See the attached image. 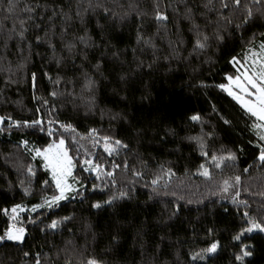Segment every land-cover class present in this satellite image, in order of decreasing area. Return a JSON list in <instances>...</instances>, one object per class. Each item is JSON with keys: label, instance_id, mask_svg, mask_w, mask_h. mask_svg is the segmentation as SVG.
<instances>
[{"label": "trees", "instance_id": "16d2710c", "mask_svg": "<svg viewBox=\"0 0 264 264\" xmlns=\"http://www.w3.org/2000/svg\"><path fill=\"white\" fill-rule=\"evenodd\" d=\"M36 2L37 0H21L20 7L25 3ZM44 2L45 0H39L41 4ZM168 2L170 0H161V6ZM142 7L151 15V0L146 3L142 0ZM6 8L7 0H0V18L7 15ZM168 11L171 15V9ZM137 23L138 20L130 19L120 29L123 35L119 47H129V60L132 58L130 49L135 46ZM6 24L11 27L12 20L9 19ZM155 27L154 24L146 25L150 32L155 31ZM169 27L172 25L169 24ZM26 35L29 40L33 39L31 31ZM249 36L251 32H246L243 39L230 40L226 48L220 51L213 48L207 54L192 58L190 63L174 60L169 64L161 60L152 70L145 68L142 75H137L130 81L127 103L121 102V96L125 95L123 91L119 95L113 92V89L122 87L116 83L118 77L115 72L109 77L112 82L104 81L98 93L100 108H109L113 112L126 111L131 114L133 123L139 127L158 125L157 129L149 131L139 143L130 131L128 134L123 131L127 128L125 122L111 121L108 115L101 119L98 111L95 114L87 112L81 102L78 99L73 102L71 96L53 98L49 95L54 86L43 73L48 72L54 77L56 66L49 62L46 47H33V55L28 58L27 42L21 45L24 48L23 54L17 47L16 40L9 41L7 53L0 44V55H6V59H0V116L6 118L0 124V128L5 129L0 132V235L10 224L25 229L22 242H0V264H35L37 254L41 264H65L66 259H71L72 264H81L82 259L87 256H102L105 251H109V254L104 258L112 264H133V261L138 264L139 229L147 234L144 240L148 241L149 254L153 241H159L162 235L168 237L161 245L165 253L160 257L161 260H174L175 257L168 253L178 248L182 264H188L187 253L198 251L215 239L220 241L221 248L206 264H239L234 261L233 253L238 249L233 246L236 242L231 236L242 223L241 214L244 211L253 215H264V197L253 195L264 191V166L256 159L257 149L248 143L254 139V135L248 131L247 125L251 121L240 105L226 93L215 88L208 89V97L216 103L220 115L232 121L231 126L225 125L216 114L211 113L204 90L196 88L195 85L200 80L208 83L225 82V73L235 74V68L228 60L232 55H242L241 47ZM188 51L183 53L185 57L188 56ZM150 55L149 53L143 59L148 61ZM209 56L212 63H205ZM131 67L134 68L135 65ZM34 72L40 79L39 89L35 92L31 86V74ZM57 87L63 91L65 86ZM67 87L71 90V86ZM75 91H80L79 85ZM149 93V98L141 101V96ZM34 95L47 99L49 104L43 105L39 99L33 98ZM37 108H40L39 113ZM194 110L202 111L207 121L204 130L215 133L213 138L206 140V150L210 154L215 152L217 156L226 154L228 150L236 151L235 161L225 160L221 162V167L217 168L210 157L200 154L194 142L184 139L185 136L195 135L200 131L199 125L190 127L186 120V116ZM8 116L21 121L41 118L45 131L41 132L39 126L13 127L9 131ZM49 119L71 123L79 133L76 135L60 130L75 164L73 175L84 184V187L79 189L84 196L72 194L58 205L33 211L30 209L33 205L43 203L42 196L50 197L55 193V186L42 183L43 180L51 179L43 167L42 159H33L34 152L26 151L23 146L17 147V144L26 139L29 141V149L33 146H46L52 139L47 135ZM52 127L59 128V125L53 123ZM169 127L174 128L177 135H169L161 141L160 137L164 136V130ZM89 128L99 130V136L95 137L97 140L110 132L118 133L126 142H130L131 151L120 150L119 154L113 153L109 156L103 147L93 144L92 140L80 138ZM156 130L160 131V137L153 136ZM73 135H76V140H73ZM240 147H243L242 152L237 151ZM89 151L93 155L92 160L102 164L104 171L114 172L113 177L101 173L97 179L95 172L84 171L83 161L88 158ZM124 159L145 175L135 177L131 168L127 171L123 168H112L113 162L120 164ZM142 160L147 162L146 167L141 163ZM201 163L209 169L210 178L195 173ZM28 165L33 167L35 176L29 177L26 171ZM160 165H163L165 173L157 186L160 195H155L149 185L153 178L161 174ZM169 168L173 173L171 175L166 172ZM245 168L249 169L246 173L243 171ZM236 175L241 176L238 186L240 195L236 199L247 201V208L242 203L232 202L235 189L230 188L227 193L220 191L222 181ZM113 179L116 181L115 186L112 185ZM93 184L99 187L93 189ZM25 188L29 190V194L25 193ZM119 189H131L130 198L117 200L114 205H105L101 209L90 207L96 201L106 200ZM165 192L169 195L165 196ZM173 192L176 196L171 195ZM179 196H183L184 200L177 201L176 197ZM189 199L194 203L187 204ZM170 202H178L182 206L179 216L172 219H168L165 211V205L172 207ZM15 204L22 205L24 210L18 213L16 219H12L11 208ZM5 209L8 210L7 215ZM225 209L228 211L225 212ZM162 215L163 222L160 220ZM65 216H71L72 219L59 224L56 229L48 227L52 220H60ZM210 227L215 229L213 235L206 234L207 228ZM193 228L196 232L195 239ZM249 235L252 239H245V243L253 244L254 250L253 255L246 258L245 264H264V233ZM113 236H117V241H113ZM69 241L72 243L69 244ZM25 253L29 255L25 256Z\"/></svg>", "mask_w": 264, "mask_h": 264}, {"label": "snow or ice", "instance_id": "6c2138e0", "mask_svg": "<svg viewBox=\"0 0 264 264\" xmlns=\"http://www.w3.org/2000/svg\"><path fill=\"white\" fill-rule=\"evenodd\" d=\"M146 3L147 0H144ZM21 0H7V15L0 18V44L7 53L9 41L16 40L17 47L20 48L21 54L24 48L21 46L27 42L28 58L33 55V47L44 46L47 49L48 59L50 63L55 64V76L48 72L43 73L45 77L53 84L54 90L49 93L50 96H71L73 102L79 100L87 112L95 114L99 112L101 119L105 115L109 116L111 121L125 122L127 128L124 129L126 134L137 139V143L149 131L157 129L158 125L151 124L149 127H139L130 119V113L126 111L113 112L109 108H100L98 104V93L101 84L109 81V77L116 73L118 80L116 83L122 85L113 92L119 95L121 91L125 95L121 96V102L128 101V87L130 81L137 75H142L145 68L152 70L154 66L161 60L187 61L191 62L194 57L207 54L215 48L220 51L227 47L230 40L243 39L244 33L251 32V36L244 40L241 47V54L230 56L228 63L235 68V74H224V81L221 83H208L200 80L195 85L198 89L204 90L207 97L206 102L211 109V113L216 114L223 124L231 126L232 121L220 115L216 103L211 97H208V89L215 88L220 92L226 93L231 97L251 121L248 131L254 135L253 140H249L250 145L258 151L256 159L264 166V0H174V2L164 3L161 6V0H151V15L144 7L142 0H45L43 4L39 0L35 4L25 3L20 7ZM19 9V13H17ZM168 9H171V15ZM15 14V15H14ZM12 20L11 27H8L6 21ZM139 23L135 24V46L131 47V60L128 59L129 47H119L122 43L121 27L129 22V20ZM154 24L155 31H148L146 25ZM169 24L172 27H169ZM259 29V31H257ZM32 32L33 39L29 40L26 35ZM239 34V35H238ZM190 46V51H188ZM188 51V56L183 53ZM150 55V59L146 61L144 56ZM39 54V53H37ZM0 59H6V55H0ZM205 63H212L209 56ZM135 65V67H131ZM127 66V67H126ZM119 68V71H117ZM195 71V69H193ZM71 73V75H69ZM11 82V81H9ZM40 79L37 73L31 74V86L35 91L39 89ZM64 85L61 91L57 86ZM79 85L80 91H75ZM67 86H71L68 90ZM148 95H142L141 101L148 99ZM39 99L43 105H48L49 101L43 97L33 96ZM54 108V106H53ZM36 111L39 113L40 108ZM4 116H0V124L5 121ZM8 130L15 128H36L39 126L41 132L45 131L43 120L41 118L29 120H13L11 116L7 117ZM186 120L190 127L200 126L199 133L195 135L185 136L184 139L194 142L200 154L204 157H210L211 161L217 168L221 167V162L225 160L235 161L237 159L236 151L228 150L226 154L217 156L215 152L209 153L206 140L214 137V131H205L204 124L207 122L202 111L194 110L190 115L186 116ZM47 135L52 138L44 147L28 148L29 141L22 139L18 142L17 147L23 146L26 151L34 152L35 157H41L43 167L50 175L49 180H43L44 185L52 184L55 186V193L48 197L42 196L43 203L35 204L32 210L35 211L41 207H52L58 205L60 201L68 199L69 195L84 196L80 188L84 187L83 182L73 175L75 164L73 158L69 155L65 146V138L63 132L77 133L76 128L71 123H64L59 120H48ZM53 123L59 125V128H53ZM63 132H60V130ZM5 131L0 128V132ZM73 135V140H76ZM169 135H177L174 128L164 130V136L160 137V131L153 132L154 137H160L161 141ZM99 136V130L89 128L80 138L90 139L93 144L103 141V150L109 156L113 153L119 154L120 150L131 151L130 142H126L125 138H121L118 133L110 132L95 139ZM242 152L243 147L237 149ZM146 167L147 162L141 161ZM84 171L95 172L96 178L99 179L101 173L108 177H113V171H104L103 165L95 163L92 159H85ZM160 175L151 180L152 194L160 195L157 186L162 179L165 169L160 165ZM112 168H123L129 170L131 168L132 175L135 177H143L145 173L136 170L135 166H130L127 159L122 163H112ZM29 177L36 175L31 165L26 169ZM197 171L204 177L211 176V173L204 163H201ZM245 173L248 168L243 170ZM171 175L172 170H166ZM231 179V183H230ZM230 179L222 181L220 191L227 193L230 188L235 189L232 202L234 204H244L248 207L247 201H238L236 197L240 195L238 186L241 183V176L236 175ZM29 182H31L29 180ZM23 184L24 182L21 181ZM115 179L112 185L115 186ZM93 189L98 188L96 184L92 185ZM131 189H119L108 196L106 200L96 201L90 205L91 208L101 209L105 205L112 206L117 200L130 198ZM25 193L29 194V190L25 188ZM215 194V193H214ZM165 196L169 193L165 192ZM172 196H176L173 192ZM264 197V191L254 193ZM151 199V195L149 196ZM177 201L184 200L183 196L176 197ZM172 207L165 205V211L168 219L178 217L182 211V206L178 202H170ZM187 204L194 201L187 200ZM200 203V201H195ZM264 204V202H262ZM18 210H22V205L15 204L12 206V219H16ZM5 214L8 210L5 209ZM225 212L228 209L224 210ZM71 216L61 217L60 220H52L48 227L56 229L59 224L70 221ZM161 222L164 216L160 217ZM242 223L237 231L232 234L231 239L236 243L233 245L238 251L233 253L234 261L239 264H245L247 257L253 255L254 245L245 243V239L251 240V233H264V215H253L249 211L241 214ZM166 227V225H165ZM25 229L10 224L2 235L0 242L24 240ZM214 228H207L206 234L213 235ZM147 234L142 229L137 231L139 239L140 260L138 264H182L181 252L177 248L168 253L175 257L174 260H161L160 257L165 253L161 249V245L168 237L162 235L159 241L152 242L151 254L148 253V241L144 240ZM195 229L193 228V239H195ZM113 241H117V236L112 237ZM72 242L69 241V244ZM221 248L219 240H212L206 247L200 248L198 251L189 252L188 264H197V262H206L218 253ZM109 254L105 251L102 256L91 255L82 259L81 264H112L104 257ZM29 255L28 253L24 254ZM59 255V253H57ZM35 264H41L39 254L36 255ZM65 264H72L71 259H66ZM133 264H137L133 261Z\"/></svg>", "mask_w": 264, "mask_h": 264}, {"label": "rangeland", "instance_id": "374dc122", "mask_svg": "<svg viewBox=\"0 0 264 264\" xmlns=\"http://www.w3.org/2000/svg\"><path fill=\"white\" fill-rule=\"evenodd\" d=\"M98 145L99 146H101V147H103V141H100V143H98ZM92 157H93V155H92V153L89 151L88 152V158L87 159H92ZM41 158V157H40ZM42 159V158H41ZM43 161V160H42ZM195 173H198V174H200L197 170L195 171ZM12 209V208H11ZM30 209H32V208H30ZM24 210V208L22 207V210H18V213L20 212V211H23Z\"/></svg>", "mask_w": 264, "mask_h": 264}]
</instances>
